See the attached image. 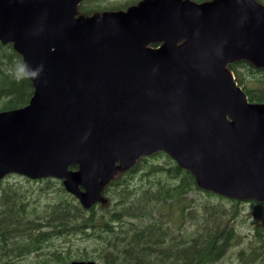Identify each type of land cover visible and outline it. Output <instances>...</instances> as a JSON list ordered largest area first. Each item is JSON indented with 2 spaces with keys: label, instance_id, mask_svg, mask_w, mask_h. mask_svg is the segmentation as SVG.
Returning <instances> with one entry per match:
<instances>
[{
  "label": "water",
  "instance_id": "95a60500",
  "mask_svg": "<svg viewBox=\"0 0 264 264\" xmlns=\"http://www.w3.org/2000/svg\"><path fill=\"white\" fill-rule=\"evenodd\" d=\"M81 1L0 0V40L35 86L29 105L0 112V181L64 180L90 208L119 166L162 151L205 190L264 201V104L225 69L264 68V6L145 0L88 19Z\"/></svg>",
  "mask_w": 264,
  "mask_h": 264
},
{
  "label": "trees",
  "instance_id": "16d2710c",
  "mask_svg": "<svg viewBox=\"0 0 264 264\" xmlns=\"http://www.w3.org/2000/svg\"><path fill=\"white\" fill-rule=\"evenodd\" d=\"M131 1L109 7L85 0L78 13L126 11L139 3ZM227 69L251 102H264V88L250 86L264 85L263 68L240 60ZM34 93L22 56L13 44L0 41V112L29 105ZM12 177L21 178L7 176L0 183V264L34 255L41 263L61 264H264V202L201 188L192 172L165 152L121 169L91 208L63 181L6 182Z\"/></svg>",
  "mask_w": 264,
  "mask_h": 264
},
{
  "label": "rangeland",
  "instance_id": "374dc122",
  "mask_svg": "<svg viewBox=\"0 0 264 264\" xmlns=\"http://www.w3.org/2000/svg\"><path fill=\"white\" fill-rule=\"evenodd\" d=\"M185 1V0H183ZM193 1V0H192ZM196 1V0H195ZM197 1H206V0H197ZM209 1V0H208ZM263 3H264V0H262ZM126 3H130V0H99V2H97V4H100V5H103V6H121V5H125ZM96 4V3H95ZM251 87L253 86H258L260 85L261 87L260 88H264V85H261L259 83H256V82H251L250 83ZM263 86V87H262ZM122 169L121 166L118 167V172ZM6 182H14V183H19L21 185H26V181L24 180V178H18V177H12L11 179H8L6 180ZM245 212H246V215L250 214L251 212V205L249 206L248 203L245 204ZM47 250H45L46 252ZM47 256V255H46ZM46 256L44 258H46ZM230 259L233 260V257L230 256ZM11 264H61V261H53L51 259H49L48 261L44 259V262L41 263V259L39 257V255H34V256H29V257H26L24 259H15V260H11ZM222 264H228V262L226 263H222Z\"/></svg>",
  "mask_w": 264,
  "mask_h": 264
},
{
  "label": "flooded vegetation",
  "instance_id": "af4514ba",
  "mask_svg": "<svg viewBox=\"0 0 264 264\" xmlns=\"http://www.w3.org/2000/svg\"><path fill=\"white\" fill-rule=\"evenodd\" d=\"M8 263L11 264V263H13V262L10 261V262H8Z\"/></svg>",
  "mask_w": 264,
  "mask_h": 264
},
{
  "label": "bare ground",
  "instance_id": "6f19581e",
  "mask_svg": "<svg viewBox=\"0 0 264 264\" xmlns=\"http://www.w3.org/2000/svg\"><path fill=\"white\" fill-rule=\"evenodd\" d=\"M149 243V242H148ZM155 244V243H154ZM160 244V243H159Z\"/></svg>",
  "mask_w": 264,
  "mask_h": 264
},
{
  "label": "clouds",
  "instance_id": "9594fccd",
  "mask_svg": "<svg viewBox=\"0 0 264 264\" xmlns=\"http://www.w3.org/2000/svg\"><path fill=\"white\" fill-rule=\"evenodd\" d=\"M34 75H35V73H34Z\"/></svg>",
  "mask_w": 264,
  "mask_h": 264
}]
</instances>
